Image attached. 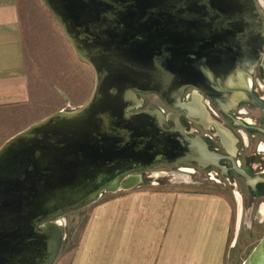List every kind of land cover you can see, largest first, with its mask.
Here are the masks:
<instances>
[{
  "label": "water",
  "instance_id": "1",
  "mask_svg": "<svg viewBox=\"0 0 264 264\" xmlns=\"http://www.w3.org/2000/svg\"><path fill=\"white\" fill-rule=\"evenodd\" d=\"M43 2L95 83L77 108L53 111L0 145V264H53L65 214L133 187L161 163L222 168L224 155L177 113L139 109L138 93L191 119L202 95L225 113L237 101L264 111L249 85L257 66L264 72V0ZM187 87L201 94L182 101ZM241 264H264V235Z\"/></svg>",
  "mask_w": 264,
  "mask_h": 264
},
{
  "label": "rangeland",
  "instance_id": "2",
  "mask_svg": "<svg viewBox=\"0 0 264 264\" xmlns=\"http://www.w3.org/2000/svg\"><path fill=\"white\" fill-rule=\"evenodd\" d=\"M35 1L39 2V6L46 8L47 16L54 19L43 0H22V10L19 8V11L22 12L24 20L23 50L30 95L20 105L4 104L0 107V145L12 132L24 129L32 120L46 113L77 108L88 99L95 83L92 68L77 57L55 19L53 26L43 18L42 9L35 10ZM67 47H70V54L66 52ZM149 104V107L161 106L155 95L150 97ZM202 178L203 175L196 176L193 173L191 165L159 164L146 170L140 183L131 188L104 191L96 201L64 215V238L59 255L64 257L72 252L84 251V238L96 225L99 229L96 245L98 239L110 243L112 232L126 227L136 204L143 203L142 200L137 201L136 197L142 198V193L149 197L156 193H165L176 195L185 201L193 195L214 197L221 203L228 201L231 212L229 216L226 212L229 230L222 236L223 264H241L264 235V219L259 214L264 208L260 201L243 204L240 196L242 192L234 186L231 187L229 183L216 184ZM197 180L200 181L197 182L199 184L196 183ZM241 190L245 191L244 188ZM238 196L242 207L240 218L237 210ZM217 208L218 205L215 206V209ZM217 213L222 214L219 216L221 219L224 218L222 209ZM86 256L98 258L95 254ZM107 259L110 260L109 252L103 254V260Z\"/></svg>",
  "mask_w": 264,
  "mask_h": 264
},
{
  "label": "crops",
  "instance_id": "3",
  "mask_svg": "<svg viewBox=\"0 0 264 264\" xmlns=\"http://www.w3.org/2000/svg\"><path fill=\"white\" fill-rule=\"evenodd\" d=\"M21 2L0 0V107L20 105L30 95L23 50L24 20L19 11ZM35 3V10L42 9L43 18L55 26L54 19L47 16L46 8L39 6L38 1ZM69 50L67 47L66 52ZM142 196L134 198L143 203L136 204L126 227L112 232L110 243L98 239L96 245L99 238L96 225L84 238V251L64 257L58 255L53 264H223L222 236L229 230L226 212L227 216L231 212L228 201L221 203L214 197L194 195L185 201L165 193L151 197L142 193ZM220 209L224 211L223 219L219 217L222 214L217 213ZM105 252H109L110 260H103ZM87 254H95L98 258L87 257Z\"/></svg>",
  "mask_w": 264,
  "mask_h": 264
},
{
  "label": "flooded vegetation",
  "instance_id": "4",
  "mask_svg": "<svg viewBox=\"0 0 264 264\" xmlns=\"http://www.w3.org/2000/svg\"><path fill=\"white\" fill-rule=\"evenodd\" d=\"M249 85L253 94L264 102V72L259 66L255 69ZM194 92L201 94L199 90L187 87L182 94V101L192 100ZM152 95L155 94L138 93L142 99L139 109L149 107ZM155 96L165 115L177 113L179 121L189 134L202 137L210 149L224 155L219 160L222 168L217 166L202 168L195 163H184L178 166L191 165L193 173L196 176L203 175L202 179L208 182L223 183V185L229 183L231 187L240 189L243 204L260 201V205L264 208V111L255 104L237 101L230 105L225 113L202 95L201 103L204 108L198 110L196 116L199 119H191L180 107L174 109L157 95ZM172 123V119L166 117L165 126H171ZM234 166L250 176L249 182L244 175L235 170ZM197 182L200 181L197 180ZM243 188L245 191L241 190ZM259 214L264 219V211H259Z\"/></svg>",
  "mask_w": 264,
  "mask_h": 264
},
{
  "label": "bare ground",
  "instance_id": "5",
  "mask_svg": "<svg viewBox=\"0 0 264 264\" xmlns=\"http://www.w3.org/2000/svg\"><path fill=\"white\" fill-rule=\"evenodd\" d=\"M263 1V0H262Z\"/></svg>",
  "mask_w": 264,
  "mask_h": 264
}]
</instances>
